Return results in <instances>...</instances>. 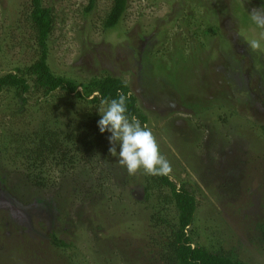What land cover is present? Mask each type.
<instances>
[{
  "label": "rangeland",
  "instance_id": "374dc122",
  "mask_svg": "<svg viewBox=\"0 0 264 264\" xmlns=\"http://www.w3.org/2000/svg\"><path fill=\"white\" fill-rule=\"evenodd\" d=\"M88 3L42 0L53 10L52 72L127 83L170 178L195 190L198 245L264 264V29L249 15L264 0H129L110 31L103 21L111 0H96L85 15ZM30 10L31 0H0V77L38 56ZM29 96L23 110L12 91L0 96V264H170L160 251L164 224L150 225V174L130 175L110 154L109 133L87 140L88 152L64 143L35 166L17 157L20 139L44 120L88 122L104 106L61 96L49 107ZM160 216L176 223L173 207Z\"/></svg>",
  "mask_w": 264,
  "mask_h": 264
},
{
  "label": "trees",
  "instance_id": "16d2710c",
  "mask_svg": "<svg viewBox=\"0 0 264 264\" xmlns=\"http://www.w3.org/2000/svg\"><path fill=\"white\" fill-rule=\"evenodd\" d=\"M95 2L96 0H89L84 9L85 15L93 11ZM128 6L129 0H111V6L103 21V29L105 31L116 29L124 18ZM53 25L52 8L43 6L42 0H31L29 26L38 47V56L30 66L15 68L14 71L0 77V96L4 92L12 91V99L16 100L15 104H18L21 110L28 105L30 93L39 95V99L42 98L49 107H53L51 105H55V102L62 98L61 96H74L94 109H99L104 106L103 100L118 98V94H124L128 97L127 107L130 115L135 116L142 126L148 125L147 116L139 109L136 97L131 93L129 85L121 78L107 75L80 83L52 72L47 57L48 39ZM5 115L3 112V116ZM90 115L91 119L88 122L79 123H71L68 120L65 123L58 120L54 122L44 120V123L20 139L17 157L35 166L43 156H53L64 143L70 145V151L74 148L88 152L87 140L95 142L94 138L100 140L106 136V133L99 132L98 116L91 113ZM148 177L150 179L146 182L154 185L153 191L156 193L154 198L157 200L150 225L152 229H157L160 224H164L165 231H162V235L165 241H162L163 246L160 251L165 252V255L162 254L170 264H248L240 261L234 251L227 253L211 251L198 245L194 234L198 202L192 185L181 183L177 186L169 175ZM29 180L39 186V176H29ZM168 207H173L176 212L175 224H169L161 219L160 214L167 211ZM259 233L258 240L264 246V223L260 224ZM48 237L53 245L66 246L54 234Z\"/></svg>",
  "mask_w": 264,
  "mask_h": 264
},
{
  "label": "clouds",
  "instance_id": "9594fccd",
  "mask_svg": "<svg viewBox=\"0 0 264 264\" xmlns=\"http://www.w3.org/2000/svg\"><path fill=\"white\" fill-rule=\"evenodd\" d=\"M249 15L258 28L264 29V9H253ZM252 47L259 48L260 44L253 41ZM127 101L128 97L124 94L102 101L104 108L99 111L97 127L101 134L109 133L110 154L118 156L119 163L126 167L130 175L141 168L150 175H169L171 165L161 154L151 129L142 126L135 116L130 115Z\"/></svg>",
  "mask_w": 264,
  "mask_h": 264
}]
</instances>
